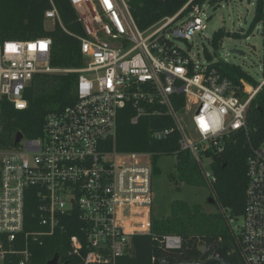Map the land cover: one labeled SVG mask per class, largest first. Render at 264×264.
<instances>
[{"label": "built area", "instance_id": "2783aa9c", "mask_svg": "<svg viewBox=\"0 0 264 264\" xmlns=\"http://www.w3.org/2000/svg\"><path fill=\"white\" fill-rule=\"evenodd\" d=\"M48 1L45 23L51 20L53 28L80 42L83 66L53 67L50 37L0 41V120L4 100L17 111L27 109L25 93L38 75H77L75 102L46 116L42 137L23 136L14 148L0 150V264H33L32 247L66 231L72 219L80 226L70 237L68 255L84 264H117L132 237L152 234L154 210V154L115 148L122 111L133 109V124L168 117L172 126L154 130L153 137L162 141L177 133L179 152L194 157L212 188V155L224 151L236 132H247L248 111L264 91V78L258 84L234 83L216 68L220 61L206 54L205 62L191 57L190 41L207 30L210 0H189L173 16L143 29L131 11L132 0H70L82 35L69 30L54 0ZM178 40L189 48L178 46ZM247 166L245 211L228 225L242 264H264V143L252 150ZM32 205L38 227L27 230ZM162 243L168 250L182 245L175 235L164 236ZM58 264L69 263L59 258Z\"/></svg>", "mask_w": 264, "mask_h": 264}, {"label": "trees", "instance_id": "16d2710c", "mask_svg": "<svg viewBox=\"0 0 264 264\" xmlns=\"http://www.w3.org/2000/svg\"><path fill=\"white\" fill-rule=\"evenodd\" d=\"M189 0H132L131 11L138 25L143 29L160 19L176 14ZM203 2L204 0H198ZM65 26L80 35L81 26L76 21V11L70 0H54ZM216 0H210L214 5ZM50 8L48 0H0V41H33L45 37L53 40L51 65L59 68L83 66L80 42L67 35L60 27L48 30L45 27V12ZM262 15L261 1L257 7V20ZM224 34H214L216 46ZM206 57L212 56L206 52ZM216 68L234 83L241 79L253 80L238 66L218 62ZM76 74L38 75L27 89L25 97L28 107L17 111L4 100L1 107L0 150L15 147V138L21 133L26 139L43 136L46 116L53 111H61L76 100ZM133 109L128 106L120 114L115 142L116 150L128 153H153L154 174L160 171L158 160L161 156H177L175 182L188 186L206 185L194 157L187 152H179L178 135L174 133L166 140H156L152 132L172 126L168 117H144L137 124L131 122ZM247 132H236L226 142L221 153L212 155V173L216 178L212 192L216 198V213H205L200 207L188 201H174L168 216L154 217L151 235L132 237L131 247L119 258L117 264H159L164 258H173L177 263L204 261L208 254L222 245H228L227 256L242 264L239 245L231 232L228 219L240 218L246 207L247 161L252 150L264 143V91L253 100L247 115ZM34 205L26 212V229L30 230L38 221ZM66 231L57 230L53 236L42 239L41 244L32 247L33 264H48L55 255L69 264H84L82 259L69 256L70 237L78 233L80 224L72 219ZM70 226V227H69ZM166 235L181 238L179 249L168 250L162 243ZM205 249H209L205 255ZM85 252H83V255Z\"/></svg>", "mask_w": 264, "mask_h": 264}, {"label": "rangeland", "instance_id": "374dc122", "mask_svg": "<svg viewBox=\"0 0 264 264\" xmlns=\"http://www.w3.org/2000/svg\"><path fill=\"white\" fill-rule=\"evenodd\" d=\"M259 0H216L211 7H205V23L207 30L197 34L190 41V55L195 61L205 62L208 52L213 59L240 67L255 83H261L264 78L262 23L257 20ZM46 29L53 28L51 20L46 21ZM221 31L224 36L215 46L214 34ZM183 49L189 46L183 41H176ZM242 51L244 55L233 54L230 51ZM187 131L192 129L191 122H184ZM150 163V161H146ZM177 156H161L158 160L160 171L152 179V194L154 199L153 214L156 218L168 216L170 205L174 201L185 200L190 205L200 207L205 213H216V198L207 185L188 186L171 178L176 175ZM209 162L205 169L208 170ZM241 224V219L233 226Z\"/></svg>", "mask_w": 264, "mask_h": 264}, {"label": "water", "instance_id": "95a60500", "mask_svg": "<svg viewBox=\"0 0 264 264\" xmlns=\"http://www.w3.org/2000/svg\"><path fill=\"white\" fill-rule=\"evenodd\" d=\"M251 0H248V3H250ZM233 54H241L244 55L242 51H236L231 50L230 51ZM23 138V135L21 133H18L15 138V145H17ZM229 250L228 245H222L215 253L214 257L208 261H195V262H183V263H177L173 258H164L160 261L159 264H238V261L234 258H230L227 256V252ZM204 254L206 255L207 252L204 251ZM59 256L55 255V257L49 261L48 264H58Z\"/></svg>", "mask_w": 264, "mask_h": 264}]
</instances>
